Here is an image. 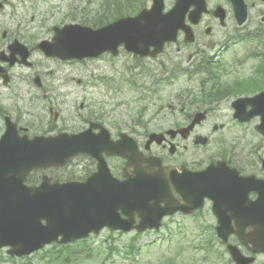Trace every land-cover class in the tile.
Masks as SVG:
<instances>
[{"label":"flooded vegetation","instance_id":"1","mask_svg":"<svg viewBox=\"0 0 264 264\" xmlns=\"http://www.w3.org/2000/svg\"><path fill=\"white\" fill-rule=\"evenodd\" d=\"M245 2L247 20L240 26L233 0H206L208 11L201 21L193 26L195 42L187 44L183 41L178 47L179 50L186 51L189 46L201 44L202 42L199 41L201 38H215L208 39L205 42L206 46H220L227 39L239 38V36L264 38V0H245ZM173 3L174 0H166L167 6ZM10 4V0H0L1 18H4L0 19V65L2 66L0 70L8 77L6 82L0 77V137L6 130L8 117L18 124L23 133L28 132L30 135L36 132L78 133L91 126H93L92 132L97 134L101 131L102 125L110 130L114 140H119L125 133L128 135V143L132 142L131 138L137 143L138 151L135 157H139L144 166H148L150 160L155 161L159 157L167 167L166 178L169 186L184 209L190 212L176 214L195 222L201 229L199 233L218 234L219 218L214 210L216 208L217 212L229 218L227 224L231 230L230 241L238 244L243 253L252 256L253 243L243 244L237 235L254 233L257 226L264 228V127H260L261 115L250 100L240 107L241 114L247 118L246 121H240L236 117L237 109L234 103L239 97L251 98L264 91V68L253 67L247 73H241L232 67L227 70L221 68V72L215 74L221 77L206 76L205 80L209 83L202 84L205 91L194 98L195 109H188L189 103L180 105L179 108L171 105L169 114L166 115L162 114L164 108L158 110L156 114H149L150 107L146 98L150 97V88L153 84L151 80L154 75L152 69L140 67L144 70L136 74V79H145V82L138 83L139 100L136 109L133 111L130 109L132 113L113 115L110 110H105L104 113L99 110L96 114H92L88 84L82 79H78V83H75L73 73L71 77L67 73L65 76L63 72L59 74L61 68L73 65L77 61L50 57L38 48L39 41L44 39L41 26L21 18L16 33L10 28L2 29L4 23L6 25L11 21L5 20V17L9 19L11 17L10 11L6 12ZM220 7L223 8L221 13ZM194 8L191 7L189 12ZM189 17L188 13V20ZM183 35L181 33L182 38ZM16 39L29 48L27 53L29 57L23 60L22 54L26 52L20 48V51L15 53V61L11 64L8 59L9 47ZM202 52L203 50L197 46L194 49L197 55ZM193 57L194 54H191L190 59ZM123 76L125 74L122 71L116 70L113 81L116 85L114 87L116 96L122 94ZM112 78L109 77L111 80ZM113 82L105 85L106 90L113 88ZM82 91L87 95L81 93ZM110 95L111 92H106L107 102L111 100ZM68 104L74 108L79 104L81 110L75 108L70 112L67 108ZM202 110L206 112L203 121L188 131L180 130L188 127L196 117V113ZM43 111L50 116L46 124L43 122ZM173 112H179L180 115L177 117ZM159 116H162V122H169L172 119V123L156 124ZM209 120L211 121L208 128L203 130L204 124ZM155 132L164 134L163 143H148L152 133ZM201 136L208 137L207 144L201 142ZM211 145H214V148H210ZM103 155L113 175L120 180L136 174V167L134 164H129L128 158L108 155L106 152H103ZM218 161L226 163L225 166H221V172L218 170L219 166L207 170L213 162L218 165ZM98 163L96 158L86 154L74 157L69 167L74 176L80 177L77 179L86 180L97 170ZM220 173L226 175L229 199L227 202L216 204L215 194L218 189L214 187V182H218ZM175 184H179L180 191L175 190ZM209 192L213 194L212 197L207 195ZM176 214L168 218H173ZM136 217L138 221V215ZM203 219H207L204 224L197 222ZM261 256H264V253L256 255L253 264H258ZM230 260H228L229 264H235Z\"/></svg>","mask_w":264,"mask_h":264},{"label":"water","instance_id":"2","mask_svg":"<svg viewBox=\"0 0 264 264\" xmlns=\"http://www.w3.org/2000/svg\"><path fill=\"white\" fill-rule=\"evenodd\" d=\"M188 6L189 2L178 0L174 9L164 13V0H154L151 9H144L136 16L123 17L100 28L79 23L56 26L53 40H44L39 47L47 55L64 59L95 57L108 50L116 54L121 44L137 54L156 55L162 51L166 41H175L179 29L185 28L180 17ZM187 32V39L192 40V37L189 38L192 32ZM17 45L21 46L16 41L11 46L12 50ZM152 46L154 50H151ZM255 100L264 113V92ZM88 134L28 142L6 137L7 140L0 145V247L11 246L9 253L25 256L53 241L68 243L87 237L92 230L98 232L105 225L130 229L131 221L127 223L119 218L117 210L120 207L128 214L139 211L144 220L143 227L165 213L161 210L165 208L160 205L165 202L167 184L161 170L147 176L140 169L138 182L132 186L110 184L104 179L102 169L105 164L101 163V170L85 183H51V179L45 176L39 185L25 184L33 168L63 165L76 153H94L101 143L100 149L110 153L134 154L126 146L111 143L108 136H100L94 141ZM154 137L162 141V137L156 135L151 140ZM9 139L13 143L7 151L3 146ZM203 141L206 142V139ZM97 182L98 186L95 185ZM216 185L219 188L227 187L221 176ZM227 195L226 191L219 194L218 201L227 202ZM218 215L224 221L225 215ZM220 236L227 241L229 234L220 233ZM241 238L245 241L243 236ZM253 239L258 244L256 251H264V230L253 234ZM230 248L237 261H241L240 252L235 247Z\"/></svg>","mask_w":264,"mask_h":264},{"label":"rangeland","instance_id":"3","mask_svg":"<svg viewBox=\"0 0 264 264\" xmlns=\"http://www.w3.org/2000/svg\"><path fill=\"white\" fill-rule=\"evenodd\" d=\"M11 2L12 5L9 6V9L7 7L6 12L10 11L12 15L10 19L5 17V20H11V23L7 22L6 25L10 24L9 26H11L13 19H17V17H20L19 15L24 14L27 16V19L30 20L31 24L33 23L41 25L40 30L44 38L46 35L51 34L48 29L49 27H52L56 24L78 21L75 20L73 18V15L71 14L72 12H74V14L78 13L74 10L78 8V10L81 11L86 4V0H11ZM1 15L2 13L0 12V19H4L1 18ZM6 25L4 23L2 25V29L4 27H7ZM13 28L14 30L18 29L17 26H14ZM248 43L246 42V44H238V46L234 48V51L237 52L238 56V62L235 64V69L240 71L241 73H247L251 71L256 62H258V59L251 58L248 55V53H250L253 48L250 49V47H247V51L244 54V48ZM192 50L193 48H190L189 51H179L177 46L172 45L167 49V52L163 57L168 61L167 64H171V61L174 60L176 63H180L182 66H192L193 62L189 59V55ZM232 54L233 53L231 52L230 55ZM225 56L227 57L223 59V62L225 61V63L230 66L229 61L233 60L229 57V54H226ZM135 62L136 59L132 54L122 50L118 57L105 55L100 59H93L85 63L84 65L75 64L73 69L75 76L90 78V76L93 77L95 76V74H97V76L100 75L104 67H107V69H109L113 73L114 71H116L117 67L119 69H122L124 64L133 65ZM150 69H152V66L150 67ZM136 70H138V68L135 69V71ZM88 72H90L89 75ZM157 77H161V75L158 73ZM93 78L95 79V77ZM168 78L172 79L171 76H169ZM138 80L139 83H141L145 79L138 78ZM96 81L98 82V84L93 85V83H91V85L89 86L91 99L90 102H94L93 104L95 108H98V104L100 103L99 107L102 108L101 113H104L105 110H110L111 114L113 115L120 113H123V115H127L129 113H132L133 109H136V106L138 105V93L136 91L134 92L131 89L129 83L123 85V93L121 95H117L110 102H107L106 92L110 91L106 90L104 84L100 85L99 80ZM186 81L187 77L182 76L179 80H174L171 82V84L165 85L161 89V92L158 91L155 87V101H153V98H151L152 92L150 93V98H146L150 107L149 114H156L158 110H162V108H164V112L162 114H169L170 103L174 105L176 104L179 108L180 105L176 100V94L180 92V88L188 85ZM114 87H116V85H114ZM156 91L160 93L161 97ZM75 92H77L76 88ZM114 92L115 91L113 90L111 92V95ZM81 93L87 95V93L84 91H82ZM188 102L191 106V108H189V106L188 109L192 110L193 108H196V101L191 98L188 100ZM163 103L164 105H162ZM101 105H103V107ZM115 105L117 106L114 110ZM67 108L70 110V112L75 110V108L70 104L67 105ZM130 109L132 110L131 112ZM43 110H45L44 106ZM46 114L47 113L43 111V122H45V124L50 118V116ZM173 114H175L177 117L180 115L179 112H173ZM157 120L158 121L156 122V124L159 125H163L164 123H172V119L169 122H162V116H159ZM210 121L211 120L207 121L204 124L203 130H206L208 128ZM210 148H214V145H211ZM65 169H61L59 171L50 169L51 171L49 170V172H53L57 175H64V177H66L67 172L70 171V169ZM169 227H171L172 229L170 230L168 227H166L159 232L143 234L137 240V244L141 248V250H139V253H132L129 256H126L125 253L127 252L129 244L132 242L134 232L125 234H119L118 232H115L111 234L110 231L106 230L99 235H93L90 238V243H92L94 253L90 259H81L80 264H158L161 260L169 258L175 259L177 264H224L222 262L216 263L214 261L213 251L210 255L211 257L206 258V250L203 248H199L202 244H206V242L209 240L207 239L208 237L212 239L214 247H218L221 251H223L224 257L226 259L229 258V256L225 253L224 246L220 244L215 235L195 234L193 229V227H195V224L194 222H191L190 219H183L180 216H177L174 221H171L169 223ZM181 227H184V229L182 230ZM110 245L118 248V251L114 252L113 254H108ZM49 247L52 248V245ZM42 251L33 254L30 257L33 258L36 264H49L45 259L42 258V256L46 253ZM8 256L9 255L7 253V248L0 250V258H2L0 259V264H22L24 259H26L14 257V259H16L14 262ZM258 264H264V256L260 257V261Z\"/></svg>","mask_w":264,"mask_h":264},{"label":"trees","instance_id":"4","mask_svg":"<svg viewBox=\"0 0 264 264\" xmlns=\"http://www.w3.org/2000/svg\"><path fill=\"white\" fill-rule=\"evenodd\" d=\"M109 10V7H104L102 12H105ZM132 10H121L118 12V10H113L111 13L105 15H102V13H99L98 15L92 17L90 20H88L87 24H91L93 26H101L105 23L110 22L118 13H129ZM74 256V258H73ZM44 259H47L46 262L49 264H74L75 260L80 259V256L78 254L72 255L71 252H69V248L62 249V250H54L50 249L46 252L45 255H43ZM25 264H35L32 259H28Z\"/></svg>","mask_w":264,"mask_h":264}]
</instances>
